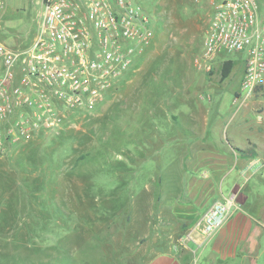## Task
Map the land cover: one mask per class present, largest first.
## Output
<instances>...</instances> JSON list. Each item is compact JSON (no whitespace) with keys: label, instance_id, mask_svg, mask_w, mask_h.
Wrapping results in <instances>:
<instances>
[{"label":"rangeland","instance_id":"obj_1","mask_svg":"<svg viewBox=\"0 0 264 264\" xmlns=\"http://www.w3.org/2000/svg\"><path fill=\"white\" fill-rule=\"evenodd\" d=\"M140 2L151 19L149 40L134 56L103 110L81 115L72 121L73 126L56 133L43 132L0 151V264L139 262L136 252L146 238L139 234L143 222L132 217L134 199L147 197L142 195L144 184L160 147L162 174L171 165L174 170L175 148L169 143L175 140L162 144L161 136L175 130L186 133L183 118L170 124L160 116L165 90L174 94L176 105L185 101L186 106H196V100L211 105L208 137L218 153L200 156L191 168L185 163V172L199 181H212L226 190L239 174L226 149L232 146L240 151L247 143L254 147L253 138L264 147V82L251 97L234 101L242 68L238 54L218 56L216 65L226 59L235 65L224 79L220 65L206 73L209 87L203 86L204 72L193 64L210 17L208 3ZM5 3L1 35L9 45L30 41L41 0ZM220 154L226 159L222 161ZM260 164L258 170L264 173L263 158ZM212 165L221 170L211 180ZM255 184V198L264 199V183Z\"/></svg>","mask_w":264,"mask_h":264},{"label":"built area","instance_id":"obj_2","mask_svg":"<svg viewBox=\"0 0 264 264\" xmlns=\"http://www.w3.org/2000/svg\"><path fill=\"white\" fill-rule=\"evenodd\" d=\"M210 17L193 64L211 73L221 54L240 57L239 92L251 97L264 76V0H205ZM6 10L0 0V23ZM151 19L140 0H41L28 43L9 45L0 30V151L100 112L134 56L149 40ZM260 119L261 116L259 115ZM255 158L243 170H257ZM235 194L215 200L193 224L207 238L229 218Z\"/></svg>","mask_w":264,"mask_h":264},{"label":"crops","instance_id":"obj_3","mask_svg":"<svg viewBox=\"0 0 264 264\" xmlns=\"http://www.w3.org/2000/svg\"><path fill=\"white\" fill-rule=\"evenodd\" d=\"M205 74L203 86L209 87ZM163 93L164 113L160 115L161 118L170 124L171 121L178 123V119L183 118L186 133L175 130L161 136L162 144L175 140L169 143L175 148L174 170L171 165L167 174H162L160 147L154 155V162L157 161L154 170L148 183L144 184L142 195L147 197L134 199L136 205L133 206L132 217L143 222L144 230L139 234L146 238L136 252L139 262L135 264H264V199H256L253 194L255 182L264 183V173L257 169L242 175V170L255 158L264 160V147L253 138L250 142L255 146L247 143L242 149H251L254 154L241 152L232 146L226 149L229 162L239 171L226 190L222 186L216 187L212 181H199L185 172V163L191 168L202 159L200 156L218 153L215 142L208 137L211 105L208 102L202 105L196 98V106H186L185 101L176 105L172 101L174 94L166 90ZM210 98L209 95V101ZM184 136L190 137V142H181ZM223 156L220 157L222 161L226 159ZM212 166L211 180L213 173L221 170L217 165ZM240 177L242 180H239ZM185 178L188 180L187 186H184ZM232 194H235V207L216 232L204 238L200 232L192 229L212 202L226 199Z\"/></svg>","mask_w":264,"mask_h":264},{"label":"trees","instance_id":"obj_4","mask_svg":"<svg viewBox=\"0 0 264 264\" xmlns=\"http://www.w3.org/2000/svg\"><path fill=\"white\" fill-rule=\"evenodd\" d=\"M28 42H25L24 44H26ZM235 65V61L229 59V60H226L224 61L221 66H220V74H221V78H226L230 75V73L232 72V69ZM241 152H246V153H249V154H254V152L251 150V149H242L240 150ZM185 227V226H184Z\"/></svg>","mask_w":264,"mask_h":264}]
</instances>
